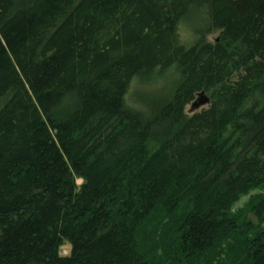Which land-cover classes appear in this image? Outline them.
I'll use <instances>...</instances> for the list:
<instances>
[{
    "label": "trees",
    "instance_id": "obj_1",
    "mask_svg": "<svg viewBox=\"0 0 264 264\" xmlns=\"http://www.w3.org/2000/svg\"><path fill=\"white\" fill-rule=\"evenodd\" d=\"M258 188L264 0H0V264H264Z\"/></svg>",
    "mask_w": 264,
    "mask_h": 264
},
{
    "label": "rangeland",
    "instance_id": "obj_2",
    "mask_svg": "<svg viewBox=\"0 0 264 264\" xmlns=\"http://www.w3.org/2000/svg\"><path fill=\"white\" fill-rule=\"evenodd\" d=\"M182 36H184L187 39L189 38V36L186 35L185 31H184V35H182ZM214 36H215V34H211L209 36V39H212ZM190 38H192V37H190ZM170 78H172L170 73H166L164 78L162 79V82L165 81L166 83H169ZM160 90L163 91L164 89L159 88V84L157 81H152L149 84H143V85L134 83L133 86L131 87L130 91H129L128 99L130 100L131 104H134L135 106H139V109H140V107L145 102L149 101V99H151V97L153 98V96H156V95L159 97V94H157V93ZM205 95L208 97V95L206 93H205ZM196 96H197V94L195 95V98H196ZM207 106H208V104H205V105L200 106L197 109H192L191 103H190L185 107V110H186V112H188L190 114L192 112H196V111H200L202 109H205ZM153 113L154 114L156 113V109L153 110ZM153 113H152V109H151V111H149V115H152ZM79 183H80V181H78V184ZM254 193H263L264 194V188L255 189L253 191V194ZM247 200H248L247 195L241 197V199L237 202L236 207L241 206ZM69 248H70V244L67 241H65L62 244V246L60 247V253L63 255L67 254L69 252Z\"/></svg>",
    "mask_w": 264,
    "mask_h": 264
},
{
    "label": "water",
    "instance_id": "obj_3",
    "mask_svg": "<svg viewBox=\"0 0 264 264\" xmlns=\"http://www.w3.org/2000/svg\"><path fill=\"white\" fill-rule=\"evenodd\" d=\"M208 103H209V98L205 95L204 91H200V92L197 93L196 98L191 103V108L192 109H197L200 106L208 104Z\"/></svg>",
    "mask_w": 264,
    "mask_h": 264
},
{
    "label": "bare ground",
    "instance_id": "obj_4",
    "mask_svg": "<svg viewBox=\"0 0 264 264\" xmlns=\"http://www.w3.org/2000/svg\"><path fill=\"white\" fill-rule=\"evenodd\" d=\"M193 101H194V100H193ZM193 101H192V102H193ZM192 102H191V103H192Z\"/></svg>",
    "mask_w": 264,
    "mask_h": 264
}]
</instances>
